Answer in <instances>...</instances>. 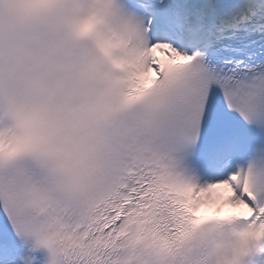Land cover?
<instances>
[{
	"label": "snow or ice",
	"instance_id": "obj_1",
	"mask_svg": "<svg viewBox=\"0 0 264 264\" xmlns=\"http://www.w3.org/2000/svg\"><path fill=\"white\" fill-rule=\"evenodd\" d=\"M0 264H264V0H0Z\"/></svg>",
	"mask_w": 264,
	"mask_h": 264
}]
</instances>
